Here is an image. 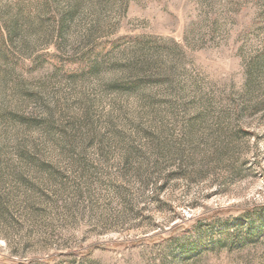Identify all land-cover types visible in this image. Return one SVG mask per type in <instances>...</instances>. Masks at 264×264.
Segmentation results:
<instances>
[{
	"label": "rangeland",
	"instance_id": "rangeland-1",
	"mask_svg": "<svg viewBox=\"0 0 264 264\" xmlns=\"http://www.w3.org/2000/svg\"><path fill=\"white\" fill-rule=\"evenodd\" d=\"M260 207L264 0H0V264H264Z\"/></svg>",
	"mask_w": 264,
	"mask_h": 264
},
{
	"label": "trees",
	"instance_id": "trees-1",
	"mask_svg": "<svg viewBox=\"0 0 264 264\" xmlns=\"http://www.w3.org/2000/svg\"><path fill=\"white\" fill-rule=\"evenodd\" d=\"M68 27V20L66 19V16H64V18H60V20L57 21V29L60 30L59 32H63L67 29ZM131 85V86H130ZM133 84H128V87H132ZM257 211H260L259 214H261V217L263 218V222H264V207H260L258 209L255 210H250L247 211L243 214L244 218H248L249 220H247V227L248 229H250L251 227L254 226V222L252 220H250L249 216L252 218L255 214H257ZM206 246H197L194 251L195 253L200 252L202 249H204Z\"/></svg>",
	"mask_w": 264,
	"mask_h": 264
}]
</instances>
